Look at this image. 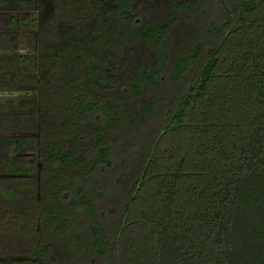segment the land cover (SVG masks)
Returning <instances> with one entry per match:
<instances>
[{"label": "trees", "instance_id": "1", "mask_svg": "<svg viewBox=\"0 0 264 264\" xmlns=\"http://www.w3.org/2000/svg\"><path fill=\"white\" fill-rule=\"evenodd\" d=\"M151 1L148 19L143 2L106 9L157 58L136 66L115 59L131 106L90 101L72 114V138L94 116L81 146L91 155L72 153L64 140L32 149L29 160L42 148L52 164L40 188L53 203L41 231L50 239L36 245L38 262L23 264H264V0ZM208 10L192 37L186 26ZM114 125L123 129L116 136ZM8 141L11 152L24 145Z\"/></svg>", "mask_w": 264, "mask_h": 264}, {"label": "rangeland", "instance_id": "2", "mask_svg": "<svg viewBox=\"0 0 264 264\" xmlns=\"http://www.w3.org/2000/svg\"><path fill=\"white\" fill-rule=\"evenodd\" d=\"M114 1L0 0V75L6 76L0 83V264H23L29 259L38 262V257L33 256L36 245L50 239L41 231L43 209L50 208L53 202L41 194L40 183L42 171H53V167L42 148L33 161L29 160L34 146L64 140V146L72 153L91 155L81 146L90 140L87 125L95 121L94 116L89 115L82 135L72 138L76 127L72 114H78L90 101L120 99L121 107L129 108L135 96L122 81L126 73L115 70V59L135 66L157 61L154 52L144 44L136 48L126 22L113 12H106L115 5ZM209 1L213 0L204 3ZM139 2L146 10L145 19L150 18L148 5L153 1L134 0L135 5ZM211 15L210 10L203 11L186 26L187 32L193 34L192 30ZM184 27L180 24L176 29ZM15 28V33L10 31ZM115 48L117 52H113ZM96 79L108 83L121 81L119 87L101 88L94 83ZM152 93V88L146 89V97ZM77 119L75 122L82 127V120ZM147 123L137 134L141 142L146 141L147 130L152 129L151 120ZM110 130L116 136L123 129L114 125ZM8 137L21 138L23 147L11 152ZM26 163L35 169L30 173L11 170ZM109 177L110 182L114 180L112 175ZM51 214L56 212L51 210ZM56 256L53 250L51 259ZM64 264H69L68 259Z\"/></svg>", "mask_w": 264, "mask_h": 264}, {"label": "flooded vegetation", "instance_id": "3", "mask_svg": "<svg viewBox=\"0 0 264 264\" xmlns=\"http://www.w3.org/2000/svg\"><path fill=\"white\" fill-rule=\"evenodd\" d=\"M11 32L15 33L16 32V28L15 29H10ZM22 59V57H20ZM0 83L5 81L6 76L5 75H0ZM9 138V137H8Z\"/></svg>", "mask_w": 264, "mask_h": 264}]
</instances>
